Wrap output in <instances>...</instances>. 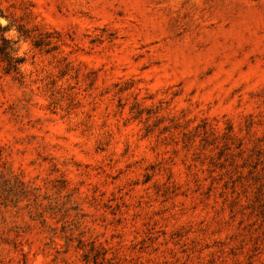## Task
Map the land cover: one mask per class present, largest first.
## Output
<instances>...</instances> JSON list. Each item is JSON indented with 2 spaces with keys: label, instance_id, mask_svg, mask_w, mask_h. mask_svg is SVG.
Wrapping results in <instances>:
<instances>
[{
  "label": "rangeland",
  "instance_id": "1",
  "mask_svg": "<svg viewBox=\"0 0 264 264\" xmlns=\"http://www.w3.org/2000/svg\"><path fill=\"white\" fill-rule=\"evenodd\" d=\"M0 19V264H264V0Z\"/></svg>",
  "mask_w": 264,
  "mask_h": 264
},
{
  "label": "clouds",
  "instance_id": "2",
  "mask_svg": "<svg viewBox=\"0 0 264 264\" xmlns=\"http://www.w3.org/2000/svg\"><path fill=\"white\" fill-rule=\"evenodd\" d=\"M7 23V21L0 19V25H5Z\"/></svg>",
  "mask_w": 264,
  "mask_h": 264
}]
</instances>
